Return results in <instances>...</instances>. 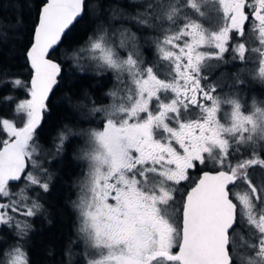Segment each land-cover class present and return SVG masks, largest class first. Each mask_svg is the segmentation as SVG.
I'll return each instance as SVG.
<instances>
[{
    "label": "snow or ice",
    "instance_id": "6c2138e0",
    "mask_svg": "<svg viewBox=\"0 0 264 264\" xmlns=\"http://www.w3.org/2000/svg\"><path fill=\"white\" fill-rule=\"evenodd\" d=\"M210 4L222 11L216 29L201 20ZM132 6L130 13L92 0H40L24 53L30 79L9 78L0 64V86L26 94L15 106L23 126L0 120V264H30L32 219L47 217L41 194L51 190L38 142L49 101L62 82L72 86L89 73L114 75L109 102L84 91L90 103L73 107L89 126L64 124L48 142L56 156L80 144L74 159L86 170L72 206L83 264H264V178L250 175L264 171V100L245 112L248 82L239 73L225 84L213 79L231 50L232 62L258 64L251 75L264 85V0ZM82 22V39L66 43ZM151 49L156 63L146 59ZM238 184L246 190L234 191Z\"/></svg>",
    "mask_w": 264,
    "mask_h": 264
},
{
    "label": "trees",
    "instance_id": "16d2710c",
    "mask_svg": "<svg viewBox=\"0 0 264 264\" xmlns=\"http://www.w3.org/2000/svg\"><path fill=\"white\" fill-rule=\"evenodd\" d=\"M40 0H0V64L9 68V78L19 76L27 80L28 69L25 67V46L31 35V27L35 19V7ZM102 9H108L109 5H119L127 12H133L132 0H92ZM91 26L89 25V28ZM135 28L134 25H132ZM84 22L77 25L69 34L66 43L78 42L82 39ZM111 73L97 77L91 73L87 78L79 80L75 85L68 86L62 82L60 90L49 101L50 112L45 114L44 128L48 131L39 139L42 146L41 160L47 159L49 152L55 157L51 164V190L47 194H41L42 202L48 209L47 217L38 216L32 219V232L26 245L30 264H83V245L76 246L73 230L77 213L71 208L74 198L72 187L77 173V161L73 157L74 142L65 155L56 156L54 147H49V141L59 128L64 124L74 127H82L80 113L73 105L84 99L90 103L82 93L87 91L89 97L99 101L104 88L108 86ZM3 78H0L2 80ZM80 92L79 97L73 95ZM13 96L11 102L5 97ZM72 97L69 104L68 97ZM26 98L23 89L13 90L12 85L0 86V120H13L18 127H22L20 114L15 112L16 104ZM26 119V115L24 117ZM0 138H6L0 133ZM31 170V169H30ZM4 234H7L6 229ZM79 245V244H78Z\"/></svg>",
    "mask_w": 264,
    "mask_h": 264
},
{
    "label": "flooded vegetation",
    "instance_id": "af4514ba",
    "mask_svg": "<svg viewBox=\"0 0 264 264\" xmlns=\"http://www.w3.org/2000/svg\"><path fill=\"white\" fill-rule=\"evenodd\" d=\"M209 7H210L211 12L208 14L205 12V16L203 18H201V20L206 27H209L211 29H216L223 22L222 21V11L219 10L218 4H215V5L210 4ZM209 15L211 18L210 20H208ZM250 23H251V21H249L246 24V31H245V37H244V42L249 47H251L255 43V40L253 38V34L248 30ZM235 42H236L235 40L232 41V43H235ZM145 56H146V59L149 63H156V57H155V50L154 49L145 50ZM231 56H232V52L230 50L228 53L225 54V60H227L229 62L222 65V67L215 74L213 79L216 80L219 84H225L228 82H232L234 75L239 73L240 77L248 82L242 88V91L240 93L241 103L244 106L245 112H247L251 108L253 99H256L257 101L264 100V85H261L258 81L253 80L252 75H251L255 71H258V64H255V63L250 62V61L244 62V63H241L239 61L232 62L230 59ZM249 56H251V53H249ZM160 75L162 76V78L166 77L167 76L166 69L161 68ZM125 77H126V74H125ZM115 85H116V81H115L114 75L112 74V76L110 77L108 86H106V88H104L103 94L101 95V97L98 101L99 103L107 104L109 102V99L107 98L106 93L109 90H111L113 87H115ZM228 91H229V89L227 87H224L223 89H221L222 94L227 93ZM229 111H230V109L222 111V113H221L222 120H224V121L227 120V116H228ZM81 126L82 127H88L89 125L81 124ZM91 126L95 127L96 125L93 124ZM73 145H74V147H73L72 152H73V157H74L77 154V151L80 147V144L78 141H75ZM53 152L52 153L49 152L47 159L42 160L43 163L45 164V167L48 168L49 172L51 170V164L55 159ZM245 155H247V153H245ZM40 159H41V157H40ZM75 161H77V173L75 175L74 186L72 187V189L74 190V198L72 200L71 208H73V206H72L73 202L76 201L78 199V196H79V181L82 179L81 173L86 170L82 161H79L76 159H75ZM192 175L197 176V175H199V172H194V173H192ZM250 175L252 176V178L254 180H256L258 182L261 178H264V171L260 170L259 168L251 169ZM245 190H246L245 186H243L242 184H238V185L234 186V191H240L242 193ZM235 202L238 203V201H235ZM76 220L77 221H75V229L73 230V232L77 235L78 234L77 229L79 226L78 215L76 217ZM75 238H76L75 243L79 244V245L77 244L76 246H82L81 245L82 243L79 240V235H78V240H77V237H75ZM239 238H240L239 233H237V241H239Z\"/></svg>",
    "mask_w": 264,
    "mask_h": 264
},
{
    "label": "rangeland",
    "instance_id": "374dc122",
    "mask_svg": "<svg viewBox=\"0 0 264 264\" xmlns=\"http://www.w3.org/2000/svg\"><path fill=\"white\" fill-rule=\"evenodd\" d=\"M205 12L208 14V13H210L211 12V10H210V7L208 6V7H205ZM211 18H210V15L208 16V20H210Z\"/></svg>",
    "mask_w": 264,
    "mask_h": 264
}]
</instances>
